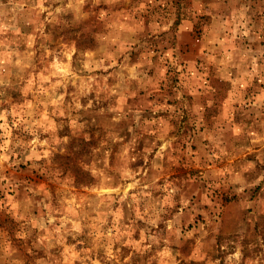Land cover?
Wrapping results in <instances>:
<instances>
[{
	"label": "rangeland",
	"instance_id": "obj_1",
	"mask_svg": "<svg viewBox=\"0 0 264 264\" xmlns=\"http://www.w3.org/2000/svg\"><path fill=\"white\" fill-rule=\"evenodd\" d=\"M0 264H264V0H0Z\"/></svg>",
	"mask_w": 264,
	"mask_h": 264
}]
</instances>
